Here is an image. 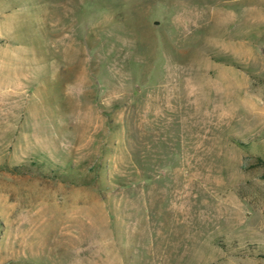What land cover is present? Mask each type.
<instances>
[{
    "label": "rangeland",
    "instance_id": "rangeland-1",
    "mask_svg": "<svg viewBox=\"0 0 264 264\" xmlns=\"http://www.w3.org/2000/svg\"><path fill=\"white\" fill-rule=\"evenodd\" d=\"M0 264H264V0H0Z\"/></svg>",
    "mask_w": 264,
    "mask_h": 264
}]
</instances>
